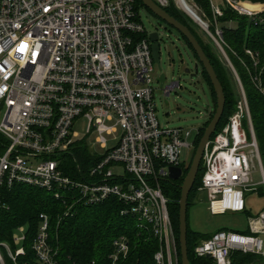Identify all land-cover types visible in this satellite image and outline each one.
<instances>
[{"label": "built area", "instance_id": "obj_1", "mask_svg": "<svg viewBox=\"0 0 264 264\" xmlns=\"http://www.w3.org/2000/svg\"><path fill=\"white\" fill-rule=\"evenodd\" d=\"M153 1L162 9L172 1L217 48L237 80L236 110L205 147L197 194H206L211 215L244 213L245 192L255 189L254 159L263 188L264 171L247 98L227 51L235 53L223 40L222 26L236 22L221 19L231 12L253 26L263 25L264 3L207 0V14L191 0ZM148 35L136 0H0V186L22 184L62 204L70 202L64 215L72 206H94L115 197L125 206L120 215L132 216L158 240L155 264H177L160 181L168 180L169 167L181 168L182 150L194 149L195 139L189 141L191 131L164 127L157 120L153 83L159 76ZM244 54L252 70L243 65L264 101V62L256 51L245 49ZM78 119L86 121V135L95 132L97 144L105 149L103 155L92 156L97 160L83 180L63 171V157L79 142L73 131ZM106 136H113L111 147ZM87 149L92 155V148ZM49 229L48 216L40 214L31 243L35 264H57ZM248 230H219L201 240L194 254L231 264V252L240 251L261 257L264 264V212L248 218ZM24 239L21 226L12 235L14 252L0 244L14 264L24 255ZM128 255V242L119 237L105 264H122Z\"/></svg>", "mask_w": 264, "mask_h": 264}, {"label": "trees", "instance_id": "obj_2", "mask_svg": "<svg viewBox=\"0 0 264 264\" xmlns=\"http://www.w3.org/2000/svg\"><path fill=\"white\" fill-rule=\"evenodd\" d=\"M191 1L209 14L207 0ZM244 1L264 3V0ZM140 8L145 9L154 16L142 5L140 0H136V9L139 10ZM164 10L191 31L209 59L220 82L225 97V105L223 115L216 129V131H219L227 123V118L233 113L237 102L232 74L222 59L213 52L214 50L212 51V48L196 34L191 26L193 22L178 11L172 1ZM227 19H232L236 23L233 27L222 26L223 40L235 53L227 51L229 60L243 83L264 171V101L250 84L249 75L243 65L245 64L250 71L252 70L251 62L244 54L245 49L258 52L261 61L264 62V24L253 26L245 18L238 17L231 12H226L221 20ZM182 39L190 48L186 40ZM201 70L209 86L215 110L216 99L213 88L202 67ZM213 113L214 111L210 113L204 127L199 129L194 140V150ZM95 160L97 159L91 156L87 146L79 141L75 143L71 152L63 157L64 174L83 180V174L88 171ZM189 166L190 164L187 167L181 166L183 177ZM203 171L201 164L194 186L188 196V206L197 195V188L201 184ZM182 178L177 181L167 179L160 181V188L168 201L167 209L175 240L177 264H181L178 243V202ZM262 193L264 194V191ZM70 204V202L66 205L62 204L61 201L55 200L49 193L38 188L22 184H15L11 187L4 184L0 186V244H7L11 252H14L17 246L12 243V235L18 227L23 226L25 228V239L21 243L24 255L16 257V264H35L31 243L37 232L40 214H45L49 218V244L55 252L57 264H86L90 261L105 264L107 255L111 252L112 242L119 237L126 238L129 245L128 258L122 264H155L154 254L159 250L158 240L149 230L139 228L132 216L120 215L125 206L118 199L111 197L107 201L94 206L75 205L72 206L68 215H64L66 207ZM240 233L249 234V230ZM210 236H199L187 227L186 239L189 264H215L209 257H197L194 254L195 246L201 240ZM0 255L4 264H14L3 247H0ZM230 261L231 264H261L262 258L253 254L233 251L230 254Z\"/></svg>", "mask_w": 264, "mask_h": 264}, {"label": "rangeland", "instance_id": "obj_3", "mask_svg": "<svg viewBox=\"0 0 264 264\" xmlns=\"http://www.w3.org/2000/svg\"><path fill=\"white\" fill-rule=\"evenodd\" d=\"M255 3L261 4L260 2ZM139 16L142 24L149 33L157 29L160 35V65L159 69L155 65V74L158 76L163 74L165 76L164 87L169 86L171 83H178V87L173 88L168 95L165 94L163 89L159 88V83H153V88L155 89L153 92V101L156 108L157 120L159 124L164 127H180L191 131V138L189 141L192 142L197 135V131L204 127L209 119L210 113L214 111L211 92L202 75L201 66L199 65L198 74L191 76L194 74V66L198 61L179 33L152 16L145 9H139ZM191 26L202 41L207 43L212 48V51L214 50L213 52L222 59L231 72L238 101L240 98L239 87L227 62L220 55L217 48L214 47L211 42L207 41L202 34V30L194 24H191ZM185 69H188L190 73L186 74L184 72ZM249 82L252 85L250 79ZM241 84L243 87L242 82ZM235 110L236 105L234 111ZM85 129L86 121L78 119L73 127L77 139L83 142L87 147L92 148L93 153L91 156L98 157L103 155L105 149H102L100 145L97 144V134L93 132L90 135H86ZM119 135L120 130L118 129L115 136L118 137ZM112 137L106 136L108 147L114 144L110 141ZM193 155L194 149L182 150L180 158L181 166L187 167L191 163ZM115 172H120V170L115 169ZM251 173V181L255 184V189L245 192L246 211L244 213L211 215L207 208L208 203L206 194H197L187 209V225L189 230L202 237L210 236L219 230L225 229L236 232H246L248 229V218L256 217L264 212V194L262 193L264 188L261 185L262 177L259 165L255 159L251 164Z\"/></svg>", "mask_w": 264, "mask_h": 264}, {"label": "water", "instance_id": "obj_4", "mask_svg": "<svg viewBox=\"0 0 264 264\" xmlns=\"http://www.w3.org/2000/svg\"><path fill=\"white\" fill-rule=\"evenodd\" d=\"M142 5L148 9L158 20L162 23L166 24L168 27L174 29L179 33V35L186 40L191 50L196 56L197 63L194 66V75L198 74L199 65L206 72L208 79L213 88L215 99H216V107L212 118L209 123L205 127L202 136L200 137L197 146L194 150V155L192 157L189 169L185 176L183 177V171L179 167H169L168 168V180L177 181L182 178V183L180 185V198L178 202L179 211H178V243H179V251H180V261L181 264H189L188 254H187V209H188V196L194 186L197 174L199 172V168L202 162V156L210 141L211 137L216 132L217 126L221 120L223 115L224 105H225V97L223 93V89L220 85L219 80L214 72L212 65L210 64L209 59L205 55L202 50L200 44L191 33V31L171 17L164 9L159 7L153 0H140ZM149 39L151 41V52L152 58L155 65L159 69L160 65V35L155 29L154 31L149 33ZM184 72L189 74L190 71L185 69ZM165 76L163 74L159 75L158 83L159 88L164 91L171 88L172 86L178 87V83H171L169 86L164 87ZM171 91V89H170ZM169 92L166 93L168 95Z\"/></svg>", "mask_w": 264, "mask_h": 264}, {"label": "bare ground", "instance_id": "obj_5", "mask_svg": "<svg viewBox=\"0 0 264 264\" xmlns=\"http://www.w3.org/2000/svg\"><path fill=\"white\" fill-rule=\"evenodd\" d=\"M184 4H185V7L187 9L188 14H190L192 17H194L195 16L194 11L186 3H184Z\"/></svg>", "mask_w": 264, "mask_h": 264}]
</instances>
